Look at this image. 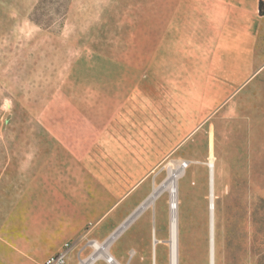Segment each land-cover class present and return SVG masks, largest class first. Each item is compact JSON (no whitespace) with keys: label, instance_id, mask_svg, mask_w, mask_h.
Listing matches in <instances>:
<instances>
[{"label":"rangeland","instance_id":"374dc122","mask_svg":"<svg viewBox=\"0 0 264 264\" xmlns=\"http://www.w3.org/2000/svg\"><path fill=\"white\" fill-rule=\"evenodd\" d=\"M37 1L0 0L3 232L30 231L33 177L45 176L52 184L67 181L66 189L52 186V191L68 197L96 196L92 205H76L70 198L52 204V218L99 216L111 206L110 195L126 192L150 171L145 192L123 203L117 213L125 219L106 226L109 232L99 241L121 225L109 252L126 264L119 257L128 242L124 231L141 215H146L142 227L152 228L157 217L163 249L156 264H169L164 184L168 163L182 162L187 167L177 180L178 262L209 264L211 144L215 264H264V108L209 109V119L196 108L186 119L184 107L157 98L154 75H142L153 68L155 30L149 21L155 0H69L65 17L49 29L30 20ZM176 121L178 141L166 137L176 130ZM174 141L181 142L177 150L166 151ZM89 180L94 187L87 186ZM155 188L159 195L142 207ZM140 264L154 260L149 254Z\"/></svg>","mask_w":264,"mask_h":264},{"label":"crops","instance_id":"0c3cea01","mask_svg":"<svg viewBox=\"0 0 264 264\" xmlns=\"http://www.w3.org/2000/svg\"><path fill=\"white\" fill-rule=\"evenodd\" d=\"M258 4L259 0H155L151 9L153 19L149 21L155 30L153 68H145L142 75H154L157 98L184 107L186 119L194 116L196 108L205 109L201 115L207 119L211 117L209 109L264 108V14L258 12ZM175 124L176 130L172 129L166 137L178 141V121ZM187 136L188 133L183 135L182 141ZM176 141L165 150H177L181 142ZM208 147L212 157L211 144ZM149 173L119 196L110 195L107 202L111 206L99 216L87 212L55 218L50 213L52 204H63L70 198L76 205H92L97 202L96 196L90 193L85 200L79 194L68 197L52 191V186L66 189L67 181L52 184L45 176L37 181L33 177L30 179V231L4 233L7 225L0 222V264H23L25 260L42 264L67 241L72 245L66 254V264H77L78 255L85 256L89 251L87 240H102L109 232L107 227H115L125 219L117 211L123 208L124 202L130 203L138 197L135 192H145L143 184ZM93 182L86 181L87 186L94 187ZM70 186L77 185L72 182ZM145 218L146 215H141L123 233V240L128 242L119 257L126 264L134 261L140 264L149 254L156 264L157 256L161 257L162 220L156 217L152 228H147L142 227ZM142 237L143 246L136 241ZM131 249L133 253H129ZM94 264L105 263L98 260Z\"/></svg>","mask_w":264,"mask_h":264},{"label":"bare ground","instance_id":"6f19581e","mask_svg":"<svg viewBox=\"0 0 264 264\" xmlns=\"http://www.w3.org/2000/svg\"><path fill=\"white\" fill-rule=\"evenodd\" d=\"M208 164L209 174V203L212 202V209L209 208V264H215L214 261V204H213V183H214V162L210 157ZM187 165L182 162L175 164L172 161L168 163V178L164 187L168 190L169 194V264H179L178 262V217H177V180L184 173V168ZM159 195V189L155 188L152 194L148 197L147 201L142 207L148 206ZM121 226V225H120ZM120 226L108 237L104 242V247L110 245L114 239L122 232H119ZM119 232V233H118ZM211 239V242H210Z\"/></svg>","mask_w":264,"mask_h":264},{"label":"built area","instance_id":"2783aa9c","mask_svg":"<svg viewBox=\"0 0 264 264\" xmlns=\"http://www.w3.org/2000/svg\"><path fill=\"white\" fill-rule=\"evenodd\" d=\"M261 2L264 6V0H261ZM183 164L187 165L186 163ZM107 239L103 241H98L95 239L87 240L86 245L89 247V251L85 256L78 255L77 264H94L98 260H102L105 264H120L109 252L110 245L104 247L103 244ZM71 245L72 242H65L59 252L48 256L42 264H66V254Z\"/></svg>","mask_w":264,"mask_h":264},{"label":"trees","instance_id":"16d2710c","mask_svg":"<svg viewBox=\"0 0 264 264\" xmlns=\"http://www.w3.org/2000/svg\"><path fill=\"white\" fill-rule=\"evenodd\" d=\"M69 0H38L30 13V20L40 27L51 28L58 19L67 14ZM258 12L264 14V6L259 0Z\"/></svg>","mask_w":264,"mask_h":264},{"label":"water","instance_id":"95a60500","mask_svg":"<svg viewBox=\"0 0 264 264\" xmlns=\"http://www.w3.org/2000/svg\"><path fill=\"white\" fill-rule=\"evenodd\" d=\"M210 195H211V193H210ZM212 209V202L210 203V210ZM210 242H211V239H210Z\"/></svg>","mask_w":264,"mask_h":264}]
</instances>
